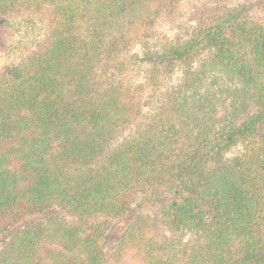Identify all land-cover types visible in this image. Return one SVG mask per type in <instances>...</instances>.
Wrapping results in <instances>:
<instances>
[{
	"label": "trees",
	"instance_id": "obj_1",
	"mask_svg": "<svg viewBox=\"0 0 264 264\" xmlns=\"http://www.w3.org/2000/svg\"><path fill=\"white\" fill-rule=\"evenodd\" d=\"M182 1L0 0V264H264V0Z\"/></svg>",
	"mask_w": 264,
	"mask_h": 264
},
{
	"label": "rangeland",
	"instance_id": "obj_2",
	"mask_svg": "<svg viewBox=\"0 0 264 264\" xmlns=\"http://www.w3.org/2000/svg\"><path fill=\"white\" fill-rule=\"evenodd\" d=\"M243 0H231L229 4H239ZM202 1L201 0H183L180 5V10L177 13L179 17V24L175 26H168L167 32L171 36L185 33L180 26L194 27L201 24L202 21ZM36 21V15H33ZM42 29L40 22L36 21L33 24L28 23L26 19L12 17L7 22L0 25V69L16 63L23 56L29 54L35 47L36 41L41 37ZM136 51L140 50V47H135ZM141 75H139L140 77ZM148 92V91H147ZM145 93V96L147 94ZM139 203H135V211L138 212L141 207H138ZM144 209V208H143ZM134 214L121 221H116L112 231L107 235V244L115 243L123 234L127 224L132 220Z\"/></svg>",
	"mask_w": 264,
	"mask_h": 264
}]
</instances>
